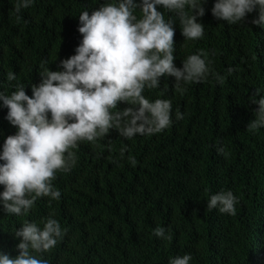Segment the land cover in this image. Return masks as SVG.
Returning a JSON list of instances; mask_svg holds the SVG:
<instances>
[{
	"label": "trees",
	"instance_id": "trees-1",
	"mask_svg": "<svg viewBox=\"0 0 264 264\" xmlns=\"http://www.w3.org/2000/svg\"><path fill=\"white\" fill-rule=\"evenodd\" d=\"M102 3L35 0L17 14L16 0H0V91L10 94L23 84L31 96L39 72L58 70L75 54L82 38L79 14ZM213 4L207 0L198 17L204 24L198 40H186L174 19V64L182 67L184 58L202 50L224 84L210 77L178 91L174 77H161L160 86L143 95L170 100L173 124L131 140L112 129L94 143L80 142L73 150L76 165L58 171L53 181L58 201L38 199L27 216L0 211V251L17 255L15 229L51 214L65 235L49 252L34 253L47 264H168L185 253L192 255L190 264H264V128L255 134L246 128L258 107L250 97L257 88L264 95V25L252 23L258 8L230 25L212 15ZM158 10L165 19L174 15ZM8 72L17 79L7 81ZM176 111L182 120H175ZM6 112L0 108V145L16 132ZM220 146L227 155L217 152ZM128 157L136 159L135 167ZM222 190L238 198L235 215L207 209L208 197ZM156 227L171 239L154 236Z\"/></svg>",
	"mask_w": 264,
	"mask_h": 264
},
{
	"label": "clouds",
	"instance_id": "clouds-1",
	"mask_svg": "<svg viewBox=\"0 0 264 264\" xmlns=\"http://www.w3.org/2000/svg\"><path fill=\"white\" fill-rule=\"evenodd\" d=\"M35 0H16L15 12L33 5ZM207 0H104L91 14H79L78 32L82 38L75 54L62 59L58 70L45 68L39 72V84H32L31 96L25 85H15L11 93L0 91V108H6L5 119L16 132L0 145V211L27 216L38 199L58 201L61 192L53 181L58 171H70L77 163L74 149L80 142L94 143L115 129L127 140L163 132L173 124L172 103L168 99L151 100L145 89L160 86L161 77H174V85L202 83L210 77L223 85L225 77L211 68L202 50L188 55L182 67L174 64L173 21L178 20L186 40L204 35ZM173 13L165 19L158 10ZM259 9L255 25H264V0H214L212 15L230 25L243 22L247 14ZM233 69L229 68L231 73ZM7 81L16 74L8 72ZM258 105L247 130L255 134L264 128V95L257 88L250 97ZM121 103L128 106L119 108ZM184 114L176 111L175 120ZM122 148L120 155L124 156ZM217 152L227 155L223 146ZM131 166L136 159L128 157ZM208 210L235 215L238 198L231 190L211 194ZM19 238L15 256L0 251V264H47L36 254L47 253L57 245L65 230L49 215L39 222L25 220L14 231ZM153 235L171 239L164 227H156ZM192 255L169 257L168 264H190Z\"/></svg>",
	"mask_w": 264,
	"mask_h": 264
}]
</instances>
